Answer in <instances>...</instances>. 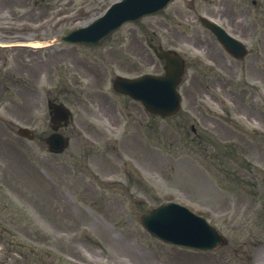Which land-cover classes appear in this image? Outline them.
Instances as JSON below:
<instances>
[{
    "label": "rangeland",
    "instance_id": "obj_1",
    "mask_svg": "<svg viewBox=\"0 0 264 264\" xmlns=\"http://www.w3.org/2000/svg\"><path fill=\"white\" fill-rule=\"evenodd\" d=\"M208 1H202L207 3L203 10L210 8ZM256 1L258 6L246 1L252 11L243 17L232 12L233 6H242L241 0H221V10L237 17L220 22L245 39L251 50L244 63L227 60L233 71L232 85L212 74L214 84L208 90L203 82L210 79L195 74L198 65L191 63L180 89L186 96L184 112L173 119L157 117L156 131L150 130L153 119L138 103L111 88L118 74L164 72L163 62L146 40L163 25V15L123 25L100 47L59 42L38 50L0 48V168L4 170L0 232L4 228L10 232L5 238L0 234V264H264V105L250 99L249 87L240 88L241 81L256 85L255 79L264 86L263 69L253 65L263 62L255 53L262 52L264 0ZM183 2L177 0L169 8L188 12ZM190 22V30L174 25L173 37H155L156 43L188 58L202 57L206 44L210 58L219 62L218 43L204 26ZM81 23L55 26L46 35L63 34ZM134 37H139L137 43ZM132 51L140 57L131 66ZM83 54L92 60L97 57L108 69H89L80 57ZM124 60L123 69L120 62ZM67 69H77L89 78L77 74L80 82L74 95L60 94L73 111V121L65 130L72 142L64 153L53 155L41 140L17 136L11 122L48 132L47 86L39 87V83L55 78L61 88L64 80L58 77L73 79ZM201 93L206 95L202 98ZM106 118L117 123L120 133L125 122L130 136L118 146L94 131L98 141L88 151L90 138L78 123L102 129L109 127ZM193 125L199 135L191 141ZM205 133L215 142L234 145L230 151L239 157V165L227 162L234 174L223 173L204 152L197 140ZM79 136L83 139L75 142ZM168 200L207 216L229 244L199 253L151 236L140 216Z\"/></svg>",
    "mask_w": 264,
    "mask_h": 264
},
{
    "label": "water",
    "instance_id": "obj_2",
    "mask_svg": "<svg viewBox=\"0 0 264 264\" xmlns=\"http://www.w3.org/2000/svg\"><path fill=\"white\" fill-rule=\"evenodd\" d=\"M135 3H136V5H138L137 2H135ZM186 221L187 220L179 221V222H166L164 224H161L158 227V231L162 236L169 239V238H171L170 236L174 235L175 233H177L181 229V227L186 223ZM212 244L213 243H211L210 245H207V246H200V247H208V246H211Z\"/></svg>",
    "mask_w": 264,
    "mask_h": 264
}]
</instances>
